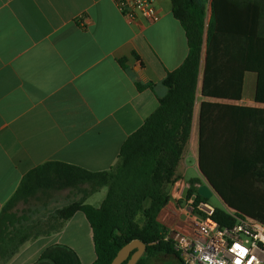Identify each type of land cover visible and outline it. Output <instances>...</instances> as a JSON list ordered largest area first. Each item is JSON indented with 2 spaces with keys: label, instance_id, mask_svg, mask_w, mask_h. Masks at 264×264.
<instances>
[{
  "label": "crops",
  "instance_id": "1",
  "mask_svg": "<svg viewBox=\"0 0 264 264\" xmlns=\"http://www.w3.org/2000/svg\"><path fill=\"white\" fill-rule=\"evenodd\" d=\"M153 1L159 21L148 23L140 16L129 24L114 0H0V214L22 179L46 163L89 172L118 165L124 142L166 96L163 78L188 53L171 0ZM247 76L238 101L204 99L198 82L178 179L158 216L169 233L183 220L181 209L189 198L182 194L188 181L202 177L199 105L207 100L264 109L247 91ZM104 188L107 192L101 187L92 193ZM58 224L48 229L50 234L29 238L7 262L1 258L5 239L0 240V264H35L54 245L71 248L81 264L93 263L92 230L84 214L76 212Z\"/></svg>",
  "mask_w": 264,
  "mask_h": 264
},
{
  "label": "trees",
  "instance_id": "2",
  "mask_svg": "<svg viewBox=\"0 0 264 264\" xmlns=\"http://www.w3.org/2000/svg\"><path fill=\"white\" fill-rule=\"evenodd\" d=\"M171 3L173 17L184 30L188 53L180 67L163 78L166 96L124 142L118 165L110 171L89 172L62 163H46L22 179L10 200L16 199L31 182L44 179L66 185L90 183L91 192L107 187L106 197L98 208L84 204L83 198L58 211L62 221L76 212L86 217L96 255L91 264H110L118 251L133 240L146 246L136 264H154L165 257L172 258L173 264H183L175 241L158 216L170 201L169 188L178 179L180 157L190 138L203 51L200 81L204 99L240 100L244 75L252 73L256 75L254 101L264 104V0H171ZM208 4L210 19L206 26ZM119 63L123 66V60ZM136 86L139 90L144 88ZM199 106L201 176L236 216L264 222V109L207 100ZM201 183L200 179H190L185 197H194L195 203H208L197 193ZM213 210L210 217L213 222L226 228L235 224L225 209ZM20 231L11 233L8 245L1 248L5 252L1 257L4 262L29 238L38 236L22 235ZM35 264L81 262L71 248L54 245Z\"/></svg>",
  "mask_w": 264,
  "mask_h": 264
},
{
  "label": "built area",
  "instance_id": "3",
  "mask_svg": "<svg viewBox=\"0 0 264 264\" xmlns=\"http://www.w3.org/2000/svg\"><path fill=\"white\" fill-rule=\"evenodd\" d=\"M114 2L129 24L140 16L148 23L160 19L153 0ZM213 209L208 203H195L194 197L185 201L181 209L183 220L173 230L175 249L183 264H264V222L238 217L228 209L235 224L230 228L222 227L210 219ZM242 250L246 254L242 255Z\"/></svg>",
  "mask_w": 264,
  "mask_h": 264
},
{
  "label": "rangeland",
  "instance_id": "4",
  "mask_svg": "<svg viewBox=\"0 0 264 264\" xmlns=\"http://www.w3.org/2000/svg\"><path fill=\"white\" fill-rule=\"evenodd\" d=\"M205 19L207 26L210 19V7L207 8ZM202 69L203 57L198 80L200 79ZM255 80L256 75L248 73L247 80L245 81L246 89L250 95L254 93ZM201 181L202 183H206L203 177H201ZM92 187L90 183L66 185L63 182H49L45 179L31 182L16 199L11 202V199L8 201L0 214V240L5 239V243L8 245L11 233L20 229L22 235H36L46 232L48 229L57 228L58 223L62 221L58 216V211L69 206L70 203L80 201L83 198H85L84 204L94 208L100 207L107 194L106 188L100 192L92 193ZM171 187L169 188V192ZM186 189L187 187L184 189L182 198H185ZM208 204L213 208L228 210L216 195L208 199ZM200 217L202 219L205 218L202 214ZM28 224L30 225L28 226ZM82 237L83 235L80 233V239ZM90 251L92 255V249ZM172 260L170 257H165L154 262V264H173ZM83 262L85 263V261Z\"/></svg>",
  "mask_w": 264,
  "mask_h": 264
},
{
  "label": "water",
  "instance_id": "5",
  "mask_svg": "<svg viewBox=\"0 0 264 264\" xmlns=\"http://www.w3.org/2000/svg\"><path fill=\"white\" fill-rule=\"evenodd\" d=\"M206 181V180H205ZM197 193L204 199H210L213 195L217 196L215 190L208 184L203 183L197 189ZM218 197V196H217ZM175 232L169 234L172 240L176 239ZM145 244L139 240H133L126 245H124L116 254L114 259L110 264H122L126 261V264H136L140 257L143 255L145 250ZM134 251V252H133ZM133 252V253H132ZM132 253V254H131Z\"/></svg>",
  "mask_w": 264,
  "mask_h": 264
},
{
  "label": "snow or ice",
  "instance_id": "6",
  "mask_svg": "<svg viewBox=\"0 0 264 264\" xmlns=\"http://www.w3.org/2000/svg\"><path fill=\"white\" fill-rule=\"evenodd\" d=\"M241 254L243 255V254H246V253L242 250Z\"/></svg>",
  "mask_w": 264,
  "mask_h": 264
}]
</instances>
